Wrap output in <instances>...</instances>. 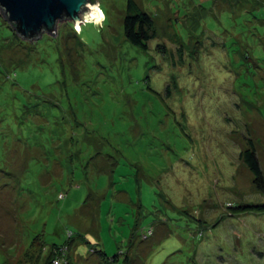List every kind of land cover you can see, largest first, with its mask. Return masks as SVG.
Returning <instances> with one entry per match:
<instances>
[{
	"label": "rangeland",
	"instance_id": "1",
	"mask_svg": "<svg viewBox=\"0 0 264 264\" xmlns=\"http://www.w3.org/2000/svg\"><path fill=\"white\" fill-rule=\"evenodd\" d=\"M135 1L147 50L127 0L33 42L0 12V264H264V0Z\"/></svg>",
	"mask_w": 264,
	"mask_h": 264
},
{
	"label": "water",
	"instance_id": "2",
	"mask_svg": "<svg viewBox=\"0 0 264 264\" xmlns=\"http://www.w3.org/2000/svg\"><path fill=\"white\" fill-rule=\"evenodd\" d=\"M80 0H0V12L22 39L56 36L62 22L78 15Z\"/></svg>",
	"mask_w": 264,
	"mask_h": 264
},
{
	"label": "trees",
	"instance_id": "3",
	"mask_svg": "<svg viewBox=\"0 0 264 264\" xmlns=\"http://www.w3.org/2000/svg\"><path fill=\"white\" fill-rule=\"evenodd\" d=\"M124 33L126 39L130 43L144 50L148 49V42L156 36L153 17L148 12L144 11L135 0H127L126 15L124 18ZM164 51H166V49H164ZM250 146V148L241 152L240 157L247 163L250 171L253 173L254 182L264 191V171H262L261 162L258 158L256 149L253 148L252 144H250ZM257 207L261 208L262 206L257 205ZM95 252H98L105 261H110L112 263L117 262L119 258L117 255L113 258L106 257L102 250H96ZM125 260V264H129L128 257ZM58 262L60 261L58 260Z\"/></svg>",
	"mask_w": 264,
	"mask_h": 264
},
{
	"label": "clouds",
	"instance_id": "4",
	"mask_svg": "<svg viewBox=\"0 0 264 264\" xmlns=\"http://www.w3.org/2000/svg\"><path fill=\"white\" fill-rule=\"evenodd\" d=\"M77 11L78 15L71 19V27L77 35H80L89 26L99 31L108 20V14L100 0H80Z\"/></svg>",
	"mask_w": 264,
	"mask_h": 264
},
{
	"label": "built area",
	"instance_id": "5",
	"mask_svg": "<svg viewBox=\"0 0 264 264\" xmlns=\"http://www.w3.org/2000/svg\"><path fill=\"white\" fill-rule=\"evenodd\" d=\"M58 262V261H57Z\"/></svg>",
	"mask_w": 264,
	"mask_h": 264
}]
</instances>
